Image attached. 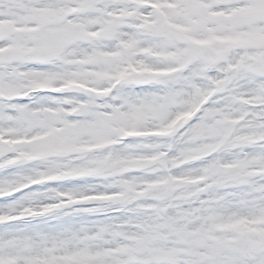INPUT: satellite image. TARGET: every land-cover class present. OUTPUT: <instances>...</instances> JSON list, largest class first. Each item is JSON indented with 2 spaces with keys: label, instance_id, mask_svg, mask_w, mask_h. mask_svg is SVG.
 <instances>
[{
  "label": "snow or ice",
  "instance_id": "snow-or-ice-1",
  "mask_svg": "<svg viewBox=\"0 0 264 264\" xmlns=\"http://www.w3.org/2000/svg\"><path fill=\"white\" fill-rule=\"evenodd\" d=\"M0 264H264V0H0Z\"/></svg>",
  "mask_w": 264,
  "mask_h": 264
}]
</instances>
